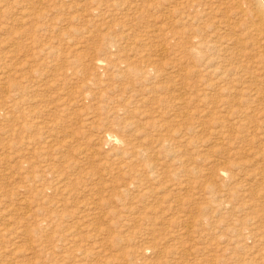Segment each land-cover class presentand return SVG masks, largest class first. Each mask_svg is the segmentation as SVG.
<instances>
[{
	"label": "rangeland",
	"instance_id": "374dc122",
	"mask_svg": "<svg viewBox=\"0 0 264 264\" xmlns=\"http://www.w3.org/2000/svg\"><path fill=\"white\" fill-rule=\"evenodd\" d=\"M132 1L0 0V264H264V62L223 0Z\"/></svg>",
	"mask_w": 264,
	"mask_h": 264
},
{
	"label": "bare ground",
	"instance_id": "6f19581e",
	"mask_svg": "<svg viewBox=\"0 0 264 264\" xmlns=\"http://www.w3.org/2000/svg\"><path fill=\"white\" fill-rule=\"evenodd\" d=\"M27 1H29V0H27ZM146 0H144V2H145ZM149 1V0H148ZM153 1V0H152ZM156 1H158V0H156ZM156 1H153V2H145V3H147L146 5H144V2H143V5L144 6H146L149 10H150V8H152L153 10H157V9H159L160 7H162V4L164 3V1L163 0H161V1H159V2H156ZM163 1V2H162ZM166 1V0H165ZM216 1V0H215ZM224 2H222V3H224L225 4V6H223V7H219L218 9V13H220V20H218V22L220 23V25H217V26H213V25H210L211 26V28H212V26H213V28L215 29V28H218V26L220 27V29H221V26H222V28L224 27V28H226V30L228 31V32H224V34L223 35H219L218 37L221 39V42H230L231 43V41H233L234 42V44L236 45H239L240 47H241V50L242 51H239V55H242V56H245V55H247V57L249 56L251 59H253V58H255V57H257V59L258 60H262V62H264V0H223ZM126 2L127 3H130V2H132L133 3V1L131 0H126ZM141 2V3H142ZM169 2V1H168ZM174 2V1H173ZM185 2H186V0H185ZM191 2V1H190ZM196 2V1H195ZM30 3V2H29ZM166 3V2H165ZM181 3V2H180ZM134 4V3H133ZM192 4V3H191ZM203 4V3H202ZM210 4V3H209ZM29 5V4H28ZM38 5V4H37ZM127 5H130V4H127ZM168 5V4H167ZM175 5V4H174ZM4 6V5H3ZM30 6V5H29ZM165 6V5H164ZM163 6V7H164ZM190 6V5H189ZM198 6H200V5H198ZM212 6H213V4H212ZM211 6V7H212ZM230 6V7H229ZM116 7V6H115ZM169 7V6H168ZM167 7V8H168ZM172 7V6H171ZM170 7V9L172 10V9H174V7H172L171 8ZM208 7H209V5H208ZM228 7L229 8H233L232 10H228ZM55 8V7H54ZM128 8L130 9V6H128ZM145 8V7H144ZM142 9V8H141ZM146 9V8H145ZM169 9V8H168ZM147 10V9H146ZM177 10H178V8H177ZM108 11V10H107ZM189 11V10H188ZM28 12V11H27ZM30 12V11H29ZM105 12V11H104ZM174 12H177V11H174ZM180 12V11H179ZM201 12H203V11H201ZM7 13V12H6ZM32 13V12H31ZM106 13V12H105ZM104 13V14H105ZM118 13V12H117ZM144 13V12H143ZM148 13V12H147ZM167 13V12H166ZM191 13V12H190ZM129 14V13H128ZM145 14V13H144ZM164 14V13H163ZM183 14V13H182ZM135 15V14H134ZM165 15V14H164ZM167 15V14H166ZM170 15V14H169ZM199 15V14H198ZM130 16V15H129ZM132 16H133V14H132ZM131 16V17H132ZM142 16H144V15H142ZM211 16V15H210ZM105 17V16H104ZM169 17H171V16H169ZM216 17V16H215ZM222 17V18H221ZM135 18V17H134ZM187 18V17H186ZM230 18H234L232 21L230 20ZM166 19L167 18H164L163 17V15H161V17H160V20L162 21V23L164 24V25H168V24H170V26H171V24L173 25V23H172V21L170 22V21H166ZM188 19V18H187ZM212 19H214V18H212ZM173 20V19H172ZM186 20V19H185ZM154 21V20H153ZM179 21V20H178ZM187 21V20H186ZM125 22H127V21H125ZM134 22V21H133ZM182 22V21H181ZM132 23V22H131ZM210 23V22H209ZM148 24V23H147ZM174 25H175V23H174ZM174 25H173V27H174ZM162 26V25H161ZM169 26V25H168ZM182 26H183V24H182ZM163 27V26H162ZM172 27V26H171ZM172 27V28H173ZM180 27V26H179ZM157 28V27H156ZM159 28V27H158ZM166 28V27H165ZM135 29V28H134ZM164 29V28H163ZM162 29V30H163ZM219 29V30H220ZM124 30V29H123ZM235 30H241V32H243V34L246 36H250V39H249V41H250V43H249V45H252V48L250 49L251 51L253 50V51H255V52H246V45H244L245 44V42H244V40L241 38V34L240 35H237V34H235L234 32H235ZM129 31V30H128ZM159 31V30H158ZM215 30H213L212 32H214ZM224 31V30H223ZM222 31V32H223ZM123 32V31H122ZM139 32V31H138ZM124 33V32H123ZM129 33H130V31H129ZM144 33V32H143ZM161 33V32H160ZM163 33V32H162ZM140 34V33H139ZM194 34V33H193ZM221 34V33H220ZM125 35V34H124ZM127 35V34H126ZM129 35V34H128ZM130 36V35H129ZM139 36V35H138ZM142 36V35H141ZM164 36H167V35H164ZM172 36H174V34L172 35ZM187 36V35H186ZM204 36V35H203ZM207 36V35H206ZM217 36V35H216ZM131 37V36H130ZM135 37V36H134ZM160 37H162L161 35H160ZM189 37V36H188ZM210 37V36H209ZM228 37V38H227ZM125 38H126V36H125ZM146 38V37H145ZM169 38V37H168ZM173 38V37H172ZM171 38V39H172ZM218 38V39H219ZM131 39V38H130ZM148 39H149V37H148ZM203 39H205V38H203ZM208 39V38H207ZM224 39V40H223ZM123 40V39H122ZM127 40V39H126ZM135 40V39H134ZM201 40V39H200ZM209 40V39H208ZM128 41V40H127ZM174 41V40H173ZM213 42L212 43H208V45H209V49H210V51H214V49L217 51V54H218V57L219 58H221V62H223L224 60L227 62V60H228V57L229 56H231V53H230V55H222L221 56V54H222V51H224V45H226V43L224 44V45H222L220 48H217V46H215L214 45V42L215 41H218L217 40V38L216 39H214V40H212ZM130 42V41H129ZM133 42V41H132ZM131 42V43H132ZM176 42V44H178L177 43V41H175ZM200 42V41H199ZM203 42V41H202ZM205 42V41H204ZM208 42V41H207ZM219 42V41H218ZM217 42V43H218ZM140 43V42H139ZM147 43V42H146ZM153 43V42H152ZM165 43V42H164ZM170 43V42H169ZM206 43V42H205ZM248 43V42H247ZM134 44V43H133ZM142 44V43H141ZM140 44V45H141ZM166 44V43H165ZM174 44V43H173ZM202 44V43H201ZM219 44V43H218ZM221 44V43H220ZM219 44V45H220ZM232 44V43H231ZM132 45V44H131ZM130 45V46H131ZM135 45V44H134ZM140 45H138V46H140ZM143 45V44H142ZM141 45V46H142ZM146 45V44H145ZM181 45V44H180ZM207 45V46H208ZM129 46V45H128ZM156 46V45H155ZM164 46V45H163ZM174 46V45H173ZM200 46V45H199ZM232 46H233V44H232ZM231 46V47H232ZM135 47V46H134ZM158 47V46H157ZM223 47V48H222ZM230 47V46H229ZM234 47V46H233ZM156 48V47H155ZM160 48H163V47H160ZM165 48V47H164ZM207 48V47H206ZM228 48V47H227ZM136 49V48H135ZM170 49V48H169ZM229 49V48H228ZM231 49V48H230ZM230 49L228 50V51H230ZM234 49H236L235 47H234ZM237 49H238V47H237ZM141 51H142V49H140ZM140 50H137V51H139L140 52ZM151 49H148V51L146 50V52H151L150 51ZM191 50V49H190ZM204 50V49H203ZM244 50V51H243ZM134 51V50H133ZM136 51V50H135ZM136 51V52H137ZM163 51V50H162ZM248 51V50H247ZM145 52V51H144ZM145 52V55L147 54ZM165 52V51H164ZM189 52V51H188ZM215 52V51H214ZM225 52V51H224ZM223 52V53H224ZM227 52V51H226ZM231 52V51H230ZM233 52V51H232ZM235 53H237V51H234ZM134 53V52H133ZM228 53V52H227ZM137 54V53H136ZM144 54V53H143ZM229 54V53H228ZM130 55V54H129ZM138 55V54H137ZM144 55V56H145ZM159 55H160V53H159ZM233 55H236V54H233ZM114 56V55H113ZM135 56V55H134ZM138 56H140V55H138ZM143 56V55H142ZM147 56V55H146ZM149 56V55H148ZM147 56V57H148ZM190 56H192L191 54H190ZM212 56V55H211ZM238 56V55H237ZM124 57V56H123ZM126 57H128V55H126ZM137 57V56H136ZM150 57V56H149ZM162 57V56H161ZM160 57V58H161ZM208 57V56H207ZM206 57V58H207ZM141 58V57H140ZM174 58V57H173ZM212 58V57H211ZM232 58V57H231ZM234 58V57H233ZM236 58V57H235ZM142 59V58H141ZM210 59V58H209ZM238 59H240V58H238ZM256 59V58H255ZM126 60H128L127 58H126ZM150 60V59H149ZM204 60H205V58H204ZM220 60V59H219ZM234 61H235V59H233ZM243 60V59H242ZM247 60H248V58H247ZM250 60V59H249ZM237 61V60H236ZM144 62V61H143ZM147 62V61H146ZM154 61H149L148 63H146V66L148 67H150L151 68V72H152V69L154 70V72H156V75H155V78H156V80H157V77L159 78V76H162V69L160 68V67H158V66H154L155 64L153 63ZM205 62H206V60H205ZM217 62V61H216ZM228 62H229V60H228ZM237 62H239V60L237 61ZM237 62H235V63H237ZM246 62H249V61H246ZM252 62H253V60H252ZM103 61L101 60V59H97L95 62H94V66H101V65H103ZM130 63V62H129ZM202 63H204V62H202ZM218 63V62H217ZM225 63V62H224ZM233 63V62H232ZM240 63V62H239ZM239 63H237V65L239 64ZM205 64V63H204ZM223 64V63H222ZM228 64V63H227ZM230 64V63H229ZM249 64V63H248ZM130 65V64H129ZM136 65V64H135ZM143 65V64H142ZM190 65V64H189ZM192 65V64H191ZM208 65V64H207ZM214 65V64H213ZM211 66L210 65V67H214V66ZM225 65V64H224ZM233 65H235V64H233ZM252 65V64H251ZM132 66H134L133 65V63H132ZM145 65H144V67H143V70H138V71H140V73H141V75H142V77L144 78L145 77V73H147V71L146 70H144V68L146 67ZM217 66H219V65H217ZM227 66V65H226ZM236 66V65H235ZM245 65H243V67H244ZM256 66V65H255ZM131 67V66H130ZM136 67V66H135ZM138 67V66H137ZM176 66H174L173 64H168V68L170 69V72L171 73H173V72H175L174 71V68H175ZM208 67V66H207ZM243 67H241V68H243ZM254 67V66H253ZM181 68V67H180ZM183 68V67H182ZM181 68V69H182ZM193 68V67H192ZM223 68H224V66H223ZM138 69V68H137ZM188 69V68H187ZM202 69H204V68H202ZM201 69V70H202ZM209 69V68H208ZM215 69V68H214ZM221 69H222V67H221ZM262 69V68H261ZM183 70V69H182ZM239 70V69H238ZM245 70V69H244ZM255 70V69H254ZM263 71H264V69H262ZM136 72H137V70H135ZM179 71V70H178ZM184 71V70H183ZM187 71V70H186ZM225 71V70H224ZM136 72L134 73V74H136ZM189 72V71H188ZM193 72V71H192ZM250 72V71H249ZM262 72V71H261ZM139 73V72H138ZM176 73H178L177 71H176ZM182 72H180L179 74H181ZM199 73V72H198ZM197 73V74H198ZM221 73V72H220ZM248 73V72H247ZM260 73V72H259ZM153 74V73H152ZM183 74H185V73H183ZM195 74V73H194ZM214 74V73H213ZM221 74H223V73H221ZM232 74V73H231ZM230 74V75H231ZM233 74H235V73H233ZM262 74H264V73H262ZM147 75H148V73H147ZM172 75L173 74H170V76H171V78H172ZM187 75V74H186ZM235 75H237V74H235ZM242 75V74H241ZM251 75V74H250ZM253 75V74H252ZM219 76V75H218ZM233 76V75H232ZM139 77V76H138ZM169 77V76H168ZM167 77V78H168ZM245 77V76H244ZM256 77V76H255ZM254 77V78H255ZM141 78V77H140ZM215 78V77H214ZM216 78H217V76H216ZM220 78V77H219ZM219 78H218V80H219ZM252 78V77H251ZM205 79V78H204ZM237 79V78H236ZM210 80H212V79H210ZM215 80V79H214ZM170 81V80H169ZM199 81V79L195 82V86L197 85V87H198V89L200 90H203L202 88H201V86H203L202 85V83L200 84V81ZM217 81V80H216ZM216 81H215V83H216ZM247 81V80H246ZM264 81V76H263V78H261V82H263ZM162 82V81H161ZM198 82V84H196ZM209 82V81H208ZM211 82V81H210ZM224 82V81H223ZM233 82V81H232ZM251 82H254V81H252V79H251ZM255 82L257 83V82H259L257 79H255ZM157 83H159V81L157 80ZM190 83V82H189ZM204 83V82H203ZM206 83V82H205ZM236 83H237V81H236ZM243 83V82H242ZM241 83V84H242ZM249 83H250V81H249ZM256 83H255V85H256ZM161 84H163V83H161ZM180 86L179 87H181L180 89H179V87H178V85H177V87H178V90L179 91H176V93L177 94H171V95H169V96H167V97H160L158 100V102H160V103H171L172 105H170L171 106V108L172 109H178L179 107H181L182 105L183 106H186L187 104H189V103H191V102H193L192 101V98H190V96H185L184 95V91H186L185 89H187L186 88V85H187V83H185V81L183 82V81H181L180 83ZM185 84V85H184ZM194 84V83H193ZM223 84V83H222ZM251 84V83H250ZM166 85V84H165ZM164 84H163V86L162 85H158L159 87L158 88H167V85H166V87H164L165 86ZM205 85V84H204ZM226 85V84H225ZM228 85V84H227ZM247 85V84H246ZM246 85H244V87L246 86ZM252 85H253V83H252ZM254 85V86H255ZM193 86V85H192ZM216 86H218V85H216V84H214V83H211V84H209V88L210 89H215L216 88ZM232 86V85H231ZM250 86V85H249ZM262 86V85H261ZM190 87V86H189ZM207 87V88H208ZM224 87H226V86H224ZM228 87H230V86H228ZM248 87V86H247ZM263 87V86H262ZM175 88V87H174ZM195 88V87H194ZM250 88H251V86H250ZM254 88V87H253ZM256 88V87H255ZM254 88V89H255ZM258 88V87H257ZM167 89H170V88H167ZM166 89V90H167ZM176 89V88H175ZM190 89V88H189ZM218 89H221V87L220 88H218ZM232 89V88H231ZM235 89V88H234ZM248 89H249V87H248ZM172 90H174L173 88H172ZM199 90H197V91H199ZM245 90V89H244ZM258 90H260V89H258ZM262 90V89H261ZM171 91V90H170ZM196 91V92H197ZM241 91H242V89H241ZM153 92V91H152ZM173 92V91H172ZM235 92V91H234ZM255 92V91H254ZM174 93V92H173ZM187 93V92H186ZM240 93V92H239ZM238 93V94H239ZM256 93V92H255ZM148 94V93H147ZM261 94V93H260ZM188 95V94H187ZM251 95H252V93H251ZM220 96V95H219ZM249 96V95H248ZM262 96H264V92H263V95ZM218 97V96H217ZM212 98V97H211ZM218 99V98H217ZM256 99V98H255ZM213 101L215 100L216 101V99L214 98V99H212ZM254 100V99H253ZM206 101V100H205ZM168 106H169V104H167ZM166 105V106H167ZM137 106V105H136ZM160 106V105H159ZM255 106V105H254ZM261 106V105H260ZM158 108V107H157ZM169 108V107H168ZM185 108V107H184ZM212 108V107H211ZM187 109V108H186ZM215 109V108H214ZM168 110V109H167ZM189 110V109H188ZM173 111V110H172ZM180 111V110H179ZM174 112V111H173ZM181 112V111H180ZM184 112H185V109H184ZM155 113V112H154ZM178 113V112H177ZM187 114H189V112L187 111L186 112ZM185 113V114H186ZM156 114V113H155ZM184 114V113H183ZM208 114V113H207ZM168 115V114H167ZM176 115V114H175ZM179 115V114H178ZM188 116V115H187ZM156 117V116H155ZM207 117V116H206ZM191 118V117H190ZM157 119H159V117L157 118ZM154 120V121H152L151 123H150V126L151 127H157V128H162L161 127V125L159 124V120ZM160 119H161V117H160ZM181 120V119H180ZM156 121H158V122H156ZM189 121V120H188ZM223 122V121H222ZM184 124V123H183ZM169 127V126H168ZM165 130V129H164ZM160 131H162V130H160ZM162 132H166V130L165 131H162ZM115 136V135H114ZM113 135H112V133L110 134V133H107V132H105L104 133V135H103V138H104V141H108L109 143H112V144H117L118 145V138H116L117 136H115L114 137ZM119 142H120V139H119ZM131 152V151H130ZM146 151H145V149L143 148V147H141V146H138V147H134V149H133V155H135V156H142V155H144L143 153H145ZM2 175V174H1ZM1 178V177H0ZM26 206V205H25ZM27 211V210H26ZM87 216V215H86Z\"/></svg>",
	"mask_w": 264,
	"mask_h": 264
}]
</instances>
